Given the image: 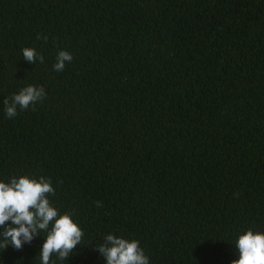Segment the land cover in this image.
I'll list each match as a JSON object with an SVG mask.
<instances>
[{
  "label": "trees",
  "instance_id": "trees-1",
  "mask_svg": "<svg viewBox=\"0 0 264 264\" xmlns=\"http://www.w3.org/2000/svg\"><path fill=\"white\" fill-rule=\"evenodd\" d=\"M29 85L46 98L7 118ZM24 175L84 232L56 264H106L108 234L150 264H232L264 232V0H0V181ZM46 237L0 264H41Z\"/></svg>",
  "mask_w": 264,
  "mask_h": 264
},
{
  "label": "clouds",
  "instance_id": "clouds-1",
  "mask_svg": "<svg viewBox=\"0 0 264 264\" xmlns=\"http://www.w3.org/2000/svg\"><path fill=\"white\" fill-rule=\"evenodd\" d=\"M37 39L46 42L48 37L38 35ZM22 54L31 64L37 61L44 63V56L35 48L26 47L22 49ZM72 61V54L61 50L56 56L53 69L62 72L66 64ZM46 96L42 85L24 87L13 94L11 99L5 98V114L12 119L18 115V109L26 111L30 107L34 108ZM55 195L52 180L43 176L38 179L27 175L13 176L7 182L0 181V246L7 248L11 245L20 250L43 231L47 237L39 254L41 264H56L53 256L66 261L74 249L81 245L84 232L74 221L72 213L60 214L52 205L49 196ZM96 206L99 208L100 202ZM235 247L239 258L232 264H264V232L247 230L238 237ZM95 250L106 260V264H150L139 241H129L114 234L106 235L104 243Z\"/></svg>",
  "mask_w": 264,
  "mask_h": 264
}]
</instances>
